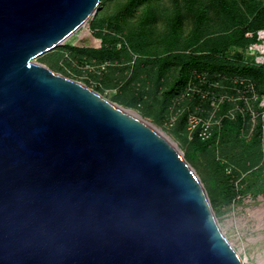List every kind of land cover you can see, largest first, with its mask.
I'll use <instances>...</instances> for the list:
<instances>
[{"label": "water", "instance_id": "1", "mask_svg": "<svg viewBox=\"0 0 264 264\" xmlns=\"http://www.w3.org/2000/svg\"><path fill=\"white\" fill-rule=\"evenodd\" d=\"M101 0H0V264H244L185 155L33 61Z\"/></svg>", "mask_w": 264, "mask_h": 264}, {"label": "trees", "instance_id": "2", "mask_svg": "<svg viewBox=\"0 0 264 264\" xmlns=\"http://www.w3.org/2000/svg\"><path fill=\"white\" fill-rule=\"evenodd\" d=\"M117 1L101 0V5ZM162 1L125 0L111 15L95 14L85 28L98 42V47L64 48L77 55L81 63H92V60L96 63L120 60L122 63L123 58L131 60L130 52H133L137 55L136 67H140L137 70L153 71L158 88L160 81L166 80L167 75L175 70L173 80L166 84L167 89L158 100L159 107H169L194 72H206L216 81L221 78L246 79L254 83L257 92L264 91V68L246 54L249 45L259 42L258 32L264 30V0H168L169 7L161 8L159 3ZM140 9L142 13L138 16ZM135 18V25L130 24ZM159 24L164 28L157 33ZM118 43L121 44L119 48ZM49 55H44V63L51 70L69 77L68 72L55 64L54 58H47ZM133 98L135 104H144L142 92ZM226 108L224 106L222 110ZM185 119L184 115L176 128L185 126ZM221 124L208 141L194 136L185 159L197 170L201 156L211 159L208 171L205 168L213 184L208 191L220 198L224 205H230L245 191L235 186L234 176L227 169L232 164L245 171L256 167L264 153V133L260 124L251 141L246 143L240 135L243 124L240 115L235 120L223 119ZM216 150L223 159L229 160L228 163L216 160ZM233 172L237 173V170ZM203 182H206L204 178ZM211 204L215 206L214 200Z\"/></svg>", "mask_w": 264, "mask_h": 264}, {"label": "rangeland", "instance_id": "3", "mask_svg": "<svg viewBox=\"0 0 264 264\" xmlns=\"http://www.w3.org/2000/svg\"><path fill=\"white\" fill-rule=\"evenodd\" d=\"M124 1L125 0H119L107 5H101L100 2L95 14H99L100 16L111 15L115 12L118 5L120 3L123 4ZM169 4L168 0H163L159 3L161 8L169 7ZM141 10L142 9L138 10V16L142 13ZM136 20V18L132 19L130 24L135 25ZM158 26L159 29H156V32L160 33L164 27H162V24ZM120 45L121 44L118 43V48ZM68 46L70 48H97L98 42L92 39L86 28L77 35L71 37L63 45L49 52L50 55L47 58H51L52 60L54 58L56 61L55 64L57 63L69 73V77L67 78L85 85L121 108L141 116L145 121L165 135L185 155L188 145L191 142L186 126L176 128L179 122L171 124L167 119L170 105L169 107L167 106L168 108L158 106V100L162 98L163 92L167 89L166 84L168 85L173 80L172 77L176 74L175 70L167 75L166 80L163 79L160 81L161 84L158 88V79L153 71L148 73L137 70L140 67H136L138 64L136 61L137 55L133 54V52H130L132 59L127 61L123 58L122 61L124 62L122 63L120 60L113 63L110 61L96 63V60H92V63H81L77 55L64 48ZM44 59L43 55L36 58L33 62L50 68L44 63ZM52 71L55 72L54 70ZM135 73L138 74V76L135 77ZM58 74L62 75L61 73ZM162 83H165V85ZM140 92L143 93L145 100L143 102L144 104H135L133 97H137ZM230 108L231 106L227 107L224 111H229ZM219 150L215 152L216 160L222 159L228 163L229 160L223 159ZM262 152H264L263 147ZM261 158L260 163L252 169H250L252 167L250 165V170L248 171L238 168L233 164L229 165L227 172L234 176L233 181L235 186L245 191L230 205H224L220 198L208 191V187L211 189L213 184L208 178L209 174L205 172V168H207L208 171L211 159L201 156L199 158L200 165H198V170L194 168L201 181L203 182V178L206 180L203 184L208 192L210 200H214L215 206L213 208L219 226L227 240L231 242L232 245L234 244L233 248L241 259H243L244 264H257L259 254L263 256L264 259V228L259 227L260 223L264 222V153ZM233 170H237L238 174L234 173ZM235 179L238 180L235 181ZM249 211H259L260 214L259 216H250Z\"/></svg>", "mask_w": 264, "mask_h": 264}, {"label": "built area", "instance_id": "4", "mask_svg": "<svg viewBox=\"0 0 264 264\" xmlns=\"http://www.w3.org/2000/svg\"><path fill=\"white\" fill-rule=\"evenodd\" d=\"M258 39V43L247 47L246 54L264 68V30L258 32ZM221 79L212 80L206 72H194L184 90L172 100L167 119L176 124L185 115L190 139L198 136L208 141L223 119L235 120L240 115L241 138L250 142L260 124L264 133V91L257 92L254 83L246 79ZM224 106L231 108L224 111Z\"/></svg>", "mask_w": 264, "mask_h": 264}, {"label": "bare ground", "instance_id": "5", "mask_svg": "<svg viewBox=\"0 0 264 264\" xmlns=\"http://www.w3.org/2000/svg\"><path fill=\"white\" fill-rule=\"evenodd\" d=\"M263 209H264V208H263ZM249 212H250V211H249ZM249 212H248V213H249ZM259 214H260L259 211H257V212H250V216H253V215H256V216L258 215V216H259ZM256 216H255V217H256ZM261 221H262V220H261ZM259 227L264 228V222H261L260 225H259ZM261 228H260V229H261ZM230 243H231V242H230ZM233 245H234V244H233ZM233 245H232V246H233ZM263 252H264V251H263ZM257 259H258L257 264H264L263 256H261V255L259 254V256H258ZM242 261H243V259H242ZM243 263H244V262H243Z\"/></svg>", "mask_w": 264, "mask_h": 264}]
</instances>
